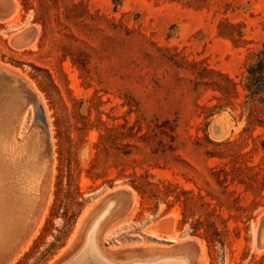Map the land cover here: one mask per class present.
<instances>
[{
  "label": "rangeland",
  "instance_id": "374dc122",
  "mask_svg": "<svg viewBox=\"0 0 264 264\" xmlns=\"http://www.w3.org/2000/svg\"><path fill=\"white\" fill-rule=\"evenodd\" d=\"M263 49L264 0H0V68L42 100L53 147L9 264L64 261L107 208L113 263L264 264V105L250 124L242 86Z\"/></svg>",
  "mask_w": 264,
  "mask_h": 264
},
{
  "label": "bare ground",
  "instance_id": "6f19581e",
  "mask_svg": "<svg viewBox=\"0 0 264 264\" xmlns=\"http://www.w3.org/2000/svg\"><path fill=\"white\" fill-rule=\"evenodd\" d=\"M31 107L29 92L19 85V81L8 79L0 85V255L7 254L12 244L16 248L7 264L34 226L53 158V147L48 148V138L41 124L33 129L31 126L22 141L18 139L24 115ZM107 210L92 223L70 264H116L101 251L96 237L98 225ZM151 260L148 264H191L190 260L177 258Z\"/></svg>",
  "mask_w": 264,
  "mask_h": 264
},
{
  "label": "trees",
  "instance_id": "16d2710c",
  "mask_svg": "<svg viewBox=\"0 0 264 264\" xmlns=\"http://www.w3.org/2000/svg\"><path fill=\"white\" fill-rule=\"evenodd\" d=\"M226 80L231 91L236 92L237 84L228 78ZM242 86L249 100L248 103L251 105L249 114V123L251 124L257 104L264 105V49L250 52Z\"/></svg>",
  "mask_w": 264,
  "mask_h": 264
},
{
  "label": "water",
  "instance_id": "95a60500",
  "mask_svg": "<svg viewBox=\"0 0 264 264\" xmlns=\"http://www.w3.org/2000/svg\"><path fill=\"white\" fill-rule=\"evenodd\" d=\"M15 75H14V73H12L10 71L3 70L0 68V85L4 84L6 81H8V79H16L17 81H19V85L21 84L22 86L25 87V89H27V91L29 92V96H30L31 106L33 107L34 111L36 112V119L38 121H40V123L42 124L41 127H42L43 132L46 134V136L48 138V148L50 149V148H52V146H51V140H50L49 125H48V122L46 120L44 109L40 103L41 100H40L39 96L26 83H24L22 80L18 79L17 75L15 77ZM79 248H78L77 252L79 251ZM15 250H16L15 244L14 245L12 244L10 246V248H8L7 254L2 253V255H0V264H7L9 262L8 259L11 257L13 252H15ZM77 252L73 255L76 256ZM73 255H71L69 258L65 259L64 261H62L58 264H70L72 262L71 258H73ZM117 261L123 262L122 260H117Z\"/></svg>",
  "mask_w": 264,
  "mask_h": 264
}]
</instances>
